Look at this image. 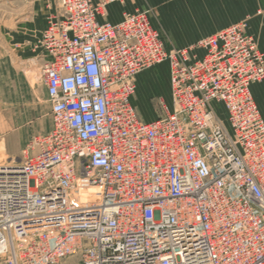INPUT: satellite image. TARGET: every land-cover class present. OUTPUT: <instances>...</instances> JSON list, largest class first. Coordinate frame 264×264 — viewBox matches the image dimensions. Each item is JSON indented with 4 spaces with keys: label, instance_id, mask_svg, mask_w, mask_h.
<instances>
[{
    "label": "built area",
    "instance_id": "built-area-1",
    "mask_svg": "<svg viewBox=\"0 0 264 264\" xmlns=\"http://www.w3.org/2000/svg\"><path fill=\"white\" fill-rule=\"evenodd\" d=\"M123 1L59 0L47 19L52 127L0 164V261L264 264V119L250 91L264 54L241 21L167 49L148 9L101 18ZM161 63L169 101L145 121L135 77Z\"/></svg>",
    "mask_w": 264,
    "mask_h": 264
},
{
    "label": "rangeland",
    "instance_id": "rangeland-1",
    "mask_svg": "<svg viewBox=\"0 0 264 264\" xmlns=\"http://www.w3.org/2000/svg\"><path fill=\"white\" fill-rule=\"evenodd\" d=\"M58 7L59 0H0V143L6 146L5 160L21 157L23 151L34 153L37 147L28 148L31 140L45 135L52 127L49 99L40 70L39 39L47 19L57 14ZM156 14L153 24L164 43L157 10ZM158 71L155 69L154 73ZM137 75L134 98L137 115L142 120L151 119L161 114V101H168L167 73L161 67L152 82L137 81ZM143 108L151 112V117H144ZM68 263L75 264L76 259Z\"/></svg>",
    "mask_w": 264,
    "mask_h": 264
},
{
    "label": "crops",
    "instance_id": "crops-1",
    "mask_svg": "<svg viewBox=\"0 0 264 264\" xmlns=\"http://www.w3.org/2000/svg\"><path fill=\"white\" fill-rule=\"evenodd\" d=\"M136 9H148L152 14L151 22L155 28L153 20H155L154 16L157 15V10L158 20L163 26L162 33L165 35L164 45L166 43L170 48L186 46L226 25L241 21L246 23L247 31L257 38L259 48L264 54V0H124L123 3L109 4L105 16L101 18L110 22H118L125 12ZM46 24L47 22L44 28ZM167 46L165 45L167 49H170ZM161 67L167 73V99L169 101V78L166 63L144 70L143 72L146 73L142 72V75H137V81L150 80L152 82L154 79L156 80ZM155 69H159V71L154 73ZM149 71L152 76L147 74ZM144 74L146 76L142 77ZM250 91L264 119V80L252 84ZM135 96L136 91L132 97V103L136 108ZM216 107L221 117H224L222 106L217 104ZM3 144L4 147L0 143V157L5 159L2 155L6 154V146L4 142Z\"/></svg>",
    "mask_w": 264,
    "mask_h": 264
},
{
    "label": "bare ground",
    "instance_id": "bare-ground-1",
    "mask_svg": "<svg viewBox=\"0 0 264 264\" xmlns=\"http://www.w3.org/2000/svg\"><path fill=\"white\" fill-rule=\"evenodd\" d=\"M147 74H149L150 76H152L151 75V73H150V71L149 72H147ZM146 75L144 74L142 77H145ZM160 108H161V106H160ZM162 109V108H161ZM143 114H144V117H147V118H149V117H151L150 115H151V112L149 111V110H147V109H145V108H143ZM222 114V113H221ZM3 156V155H2ZM14 161H17V159H16V157H12V158H10L9 160H5V159H3L2 157H0V164H5V163H12V162H14Z\"/></svg>",
    "mask_w": 264,
    "mask_h": 264
}]
</instances>
